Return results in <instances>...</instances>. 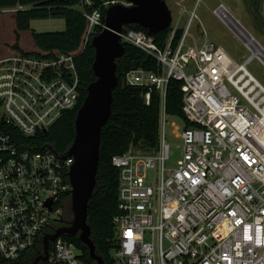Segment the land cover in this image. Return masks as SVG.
<instances>
[{"label":"built area","instance_id":"built-area-1","mask_svg":"<svg viewBox=\"0 0 264 264\" xmlns=\"http://www.w3.org/2000/svg\"><path fill=\"white\" fill-rule=\"evenodd\" d=\"M117 4L130 6L102 3L105 9ZM189 14L176 42L178 26L162 46L142 31L123 28L119 34L122 45L158 67L130 70L123 83L140 88L145 104L156 94L160 107L156 151L129 149L111 158L117 171V248L111 255L115 264H264V88L246 69L253 60L264 67V48L218 4L213 16L249 52L236 64L205 33L198 41L190 35L197 17ZM83 15L87 26L75 52L0 56V264H32L43 254L44 237L64 219L73 159L50 148L21 149L29 143H17L14 134L33 138L79 105L74 59L104 28L100 10ZM170 80L181 83V112L192 126L180 130V159L166 168ZM62 237L49 243L46 260L37 264H83L80 251Z\"/></svg>","mask_w":264,"mask_h":264},{"label":"trees","instance_id":"trees-1","mask_svg":"<svg viewBox=\"0 0 264 264\" xmlns=\"http://www.w3.org/2000/svg\"><path fill=\"white\" fill-rule=\"evenodd\" d=\"M0 0L1 9L17 8L15 13V37L30 29V22L36 20L62 19L64 29L59 32H31V39L38 51H57L64 54L75 52L81 46L87 26L83 13L100 10L104 23L105 8L102 3L109 0ZM263 1V0H262ZM80 6V10L77 8ZM254 8V7H253ZM125 30L142 31L151 36L158 46H162L171 30L148 34L147 30L136 25L125 26ZM101 32L97 29L95 34ZM182 34V29L175 31L174 42ZM124 54L116 63L117 85L112 92L111 114L100 134L99 161L95 187L87 205V225L90 228V239L95 253L103 260V264H115L112 252L117 248L112 218L117 214V171L111 165V158L127 150L139 154H152L156 151L158 141V117L160 101L156 94L150 95L145 104L140 88L126 86L123 83L125 74L133 69L157 70L156 62L137 48L123 44ZM15 51L21 52L18 46ZM95 51L91 38L75 57L74 63L79 77V105L62 114L46 133H38L33 138H24L15 132L16 142L29 143L21 149L40 151L50 148L59 155H64L74 139V121L76 113L86 96V89L94 81L92 64ZM181 83L170 80L164 102L166 116L177 117L184 127L192 126L185 121L181 112ZM18 139V140H17ZM22 145H20L21 147ZM71 221L63 219L68 225ZM65 241L73 244L81 253L83 264H95L87 254V249L76 236H63Z\"/></svg>","mask_w":264,"mask_h":264},{"label":"water","instance_id":"water-1","mask_svg":"<svg viewBox=\"0 0 264 264\" xmlns=\"http://www.w3.org/2000/svg\"><path fill=\"white\" fill-rule=\"evenodd\" d=\"M129 3L108 7L104 13V28L91 39L95 55L92 64L94 81L88 85L86 96L74 121V139L61 158L71 157L73 164L68 172L71 185L70 211L72 221L56 229L43 239V254L32 264L47 258L49 243L59 236H76L86 247L88 257L95 264L103 260L95 253L87 225V205L95 187L99 161L100 134L111 114L112 92L117 85L116 63L123 56L124 48L119 34L125 26L136 25L148 34L166 31L171 25V14L163 0H119ZM259 0L253 4L257 10ZM46 133V131H43ZM59 223L62 220L58 221Z\"/></svg>","mask_w":264,"mask_h":264},{"label":"rangeland","instance_id":"rangeland-1","mask_svg":"<svg viewBox=\"0 0 264 264\" xmlns=\"http://www.w3.org/2000/svg\"><path fill=\"white\" fill-rule=\"evenodd\" d=\"M171 14L172 26L185 29L189 13L196 15L197 19L192 22L189 33L198 41L202 33L207 39L217 46L236 63L240 64L249 55V52L235 35L213 16L212 10L218 4H223L229 13L241 24V26L264 48V0H259L257 10L253 4L258 0H163ZM80 10V6L77 7ZM18 9L0 10V56H4L11 51H15L17 45L21 52H36L38 49L32 42L31 32H59L64 29L62 19L36 20L30 22V29L19 33L18 39L15 37L14 17ZM248 72L264 88V67L256 60L246 66ZM184 127V123L177 117L166 116V139L170 145L169 161L165 163L166 168L175 166L180 159V140L177 135ZM64 219L72 221L70 211V201L67 202Z\"/></svg>","mask_w":264,"mask_h":264},{"label":"bare ground","instance_id":"bare-ground-1","mask_svg":"<svg viewBox=\"0 0 264 264\" xmlns=\"http://www.w3.org/2000/svg\"><path fill=\"white\" fill-rule=\"evenodd\" d=\"M234 25L237 27V29H238L240 32H242L243 36H244L249 42L253 43L254 46L257 47L256 44H255V42H254V41H251L250 35H249L248 33H246L244 30H242V29L240 28V26H239L236 22H234Z\"/></svg>","mask_w":264,"mask_h":264},{"label":"flooded vegetation","instance_id":"flooded-vegetation-1","mask_svg":"<svg viewBox=\"0 0 264 264\" xmlns=\"http://www.w3.org/2000/svg\"><path fill=\"white\" fill-rule=\"evenodd\" d=\"M64 226H67V225L63 224L62 222H61V223H58V224L56 225L57 228L64 227Z\"/></svg>","mask_w":264,"mask_h":264}]
</instances>
